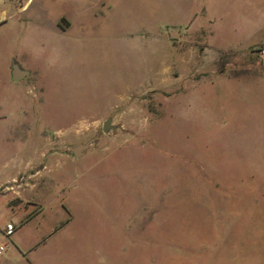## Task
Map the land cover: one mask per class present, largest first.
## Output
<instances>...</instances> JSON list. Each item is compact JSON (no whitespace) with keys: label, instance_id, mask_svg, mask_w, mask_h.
<instances>
[{"label":"rangeland","instance_id":"374dc122","mask_svg":"<svg viewBox=\"0 0 264 264\" xmlns=\"http://www.w3.org/2000/svg\"><path fill=\"white\" fill-rule=\"evenodd\" d=\"M262 48L264 0H0V264H264Z\"/></svg>","mask_w":264,"mask_h":264},{"label":"water","instance_id":"95a60500","mask_svg":"<svg viewBox=\"0 0 264 264\" xmlns=\"http://www.w3.org/2000/svg\"><path fill=\"white\" fill-rule=\"evenodd\" d=\"M10 73H11V79L13 81H18L22 78H25L29 72L25 70L21 65L13 59L11 61L10 65ZM111 119H107L106 121L103 122V127L102 130L103 132H108L112 127L110 125ZM95 139H90L86 143H81L76 145L73 149L72 152L76 158H80L81 156L84 155L85 151L90 147L92 143H94Z\"/></svg>","mask_w":264,"mask_h":264},{"label":"built area","instance_id":"2783aa9c","mask_svg":"<svg viewBox=\"0 0 264 264\" xmlns=\"http://www.w3.org/2000/svg\"><path fill=\"white\" fill-rule=\"evenodd\" d=\"M260 54L264 56V48L260 50ZM4 234L6 237H11L14 232L16 231V226L12 223H7L5 226ZM5 247L3 245H0V255L4 252Z\"/></svg>","mask_w":264,"mask_h":264},{"label":"crops","instance_id":"0c3cea01","mask_svg":"<svg viewBox=\"0 0 264 264\" xmlns=\"http://www.w3.org/2000/svg\"><path fill=\"white\" fill-rule=\"evenodd\" d=\"M205 14H206V12H205ZM208 20H209V21H208L209 23H212V21H214V18H213V17H210ZM207 28H209V27H207ZM259 42H260V41H259ZM259 42H258V43H259ZM258 43H251V44L249 43V44H247V43L244 42V43H241V44H230V45L225 46V47H222V46L220 47V46H218V45H217V46H218L219 48H221V49H225V48H227V47H235V46H239V47H242V48H245V49H250V48L254 47L256 44H258ZM24 226H25V225H24ZM22 227H23V226H21L19 229H21ZM19 229H18V230H19ZM18 230H17V231H18ZM13 235H14V234H13ZM13 235H12V236H13Z\"/></svg>","mask_w":264,"mask_h":264}]
</instances>
